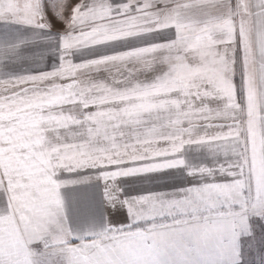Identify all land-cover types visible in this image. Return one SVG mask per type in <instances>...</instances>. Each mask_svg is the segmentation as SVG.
<instances>
[{
    "label": "snow or ice",
    "instance_id": "6c2138e0",
    "mask_svg": "<svg viewBox=\"0 0 264 264\" xmlns=\"http://www.w3.org/2000/svg\"><path fill=\"white\" fill-rule=\"evenodd\" d=\"M261 98L264 0H0V264H244L264 250ZM84 173L112 219L73 227Z\"/></svg>",
    "mask_w": 264,
    "mask_h": 264
},
{
    "label": "crops",
    "instance_id": "0c3cea01",
    "mask_svg": "<svg viewBox=\"0 0 264 264\" xmlns=\"http://www.w3.org/2000/svg\"><path fill=\"white\" fill-rule=\"evenodd\" d=\"M114 2H126V0H114ZM49 19L54 25V29H62L61 24L56 18L51 14L49 9ZM74 62H80L79 58L74 57ZM29 71V67L24 64L13 63L9 66L7 74H23ZM100 78H104V74H100ZM264 107V98H261L257 105L258 115H264V113L259 112V108ZM95 110V109H92ZM189 158L192 159L191 153H189ZM83 176H89L87 180H82V182L75 185H69L65 187L62 194L66 202V210L68 214V220L73 225V227H83L92 223H100V220H95V209L99 207L104 208L106 216L104 218L112 219L109 208L110 204L107 201V194L105 192V182L102 178H98L95 173H84ZM62 178H69L67 174H64ZM120 187L125 189L123 195H136V188L129 186L126 183H121ZM84 194L83 198L81 197ZM97 207V208H96ZM99 210V209H98ZM123 220V214L119 217Z\"/></svg>",
    "mask_w": 264,
    "mask_h": 264
},
{
    "label": "rangeland",
    "instance_id": "374dc122",
    "mask_svg": "<svg viewBox=\"0 0 264 264\" xmlns=\"http://www.w3.org/2000/svg\"><path fill=\"white\" fill-rule=\"evenodd\" d=\"M61 28H63V25L61 24ZM79 58V57H78ZM83 198V203H84V194L81 196ZM3 200L2 194H0V201ZM2 206V204H0ZM97 208V207H96ZM99 209V210H98ZM97 210L95 209V220L99 221L100 223L103 222L105 219L104 216H106L104 208H98ZM37 248L40 246L37 245ZM51 260L53 261V264H67V259L64 255L62 254H53L51 256ZM243 262L244 264H264V250L256 249L254 251H245L243 253Z\"/></svg>",
    "mask_w": 264,
    "mask_h": 264
},
{
    "label": "clouds",
    "instance_id": "9594fccd",
    "mask_svg": "<svg viewBox=\"0 0 264 264\" xmlns=\"http://www.w3.org/2000/svg\"><path fill=\"white\" fill-rule=\"evenodd\" d=\"M250 2H255V0H250ZM65 3L68 4V3H71V0H65ZM65 15L67 16L68 15V10L67 8L65 9ZM61 23H65L64 20H61Z\"/></svg>",
    "mask_w": 264,
    "mask_h": 264
}]
</instances>
